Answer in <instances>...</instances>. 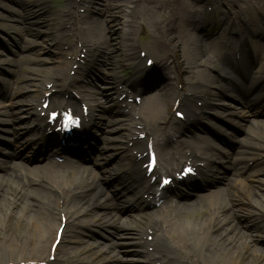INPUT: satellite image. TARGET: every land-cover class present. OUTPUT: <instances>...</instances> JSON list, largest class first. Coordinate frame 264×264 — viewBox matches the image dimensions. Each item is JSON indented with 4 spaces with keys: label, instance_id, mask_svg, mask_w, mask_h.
<instances>
[{
    "label": "bare ground",
    "instance_id": "bare-ground-1",
    "mask_svg": "<svg viewBox=\"0 0 264 264\" xmlns=\"http://www.w3.org/2000/svg\"><path fill=\"white\" fill-rule=\"evenodd\" d=\"M200 1L202 0H68L66 8L57 14L60 36L71 34L75 41L70 40L65 49L60 48L61 55L53 61L54 66L40 71L44 84L35 85L32 90L13 84L14 92L9 94V107L0 111V117H4L0 118L1 129L9 131L4 127L10 121L13 122L12 117L18 113L21 116L17 118L25 116L26 123L31 124V127L25 128V132L30 135L32 132L30 144L39 146L38 151L44 153L43 149L47 150L48 147L41 144L46 139L44 132L48 125L40 113L65 104L82 115L84 130L74 138L79 144L86 141L90 135L89 130L94 129L104 142L99 148L100 153L107 151L105 158H109V151L114 150L111 153H115V160L120 164V168L114 166L115 170L124 172L118 180L126 179L121 182L132 193L136 207L140 209L151 201L161 202L153 212L137 213L133 220L126 219L116 223L121 226L120 229L116 227L115 230H109L110 224H114L115 220L102 212L103 208L112 206L111 202L100 197L103 180L89 171V168L80 166L76 160L68 161L63 166L48 160L31 169L23 168L24 177L14 172L0 174V264H58V259L62 257L70 261L69 264H88L89 260H84L85 257L92 259L91 262L95 264H118V257L114 256L116 250L102 247L104 245L111 248L115 243L124 246L127 252L143 255V264H264L263 253L246 237L247 229L261 231L259 229L264 222L261 221L264 220L263 216L258 214L251 217L250 214L254 213L249 210L242 212L240 216L235 214V210L240 211L259 187L253 182L264 180V166L250 171L244 180L233 179L230 188L222 184L230 177L223 174L224 168L232 170V175H235L245 169L249 160L264 156V120L250 118L254 126L248 129V139L239 143L234 155L226 151L225 159L218 156L206 158L204 155L208 152L198 151L192 137L186 138L194 135V120L206 110L218 106L212 103L217 95L221 94L241 103L234 95L238 91L249 95L245 105L252 101L264 102V42L254 41L256 34L264 40V0L256 3H246L251 0H217L215 2L224 9L219 10L215 22H209L210 19L201 15L203 7ZM80 3V7L84 8L82 13L76 10ZM160 7L165 10L157 13L155 9ZM231 8L236 9L233 18L228 13ZM157 14L159 18H156ZM114 17H120L123 35L118 39L120 35L116 34L117 39L110 42L100 27L112 22ZM90 22H94L97 29L88 33L86 27ZM212 23V33L217 31L218 34L208 38L211 35L208 26ZM248 26H253L254 31L248 28L246 30ZM52 29L44 26V29H37V32H44L42 39H49L48 34ZM227 30L229 33L226 37L224 33ZM113 31L116 28L113 27ZM142 33L157 40L154 47L142 50L148 55L144 64L149 58H152L153 64L149 68H134L125 79L130 92H120L113 86L119 76L111 68L118 64L124 66L129 62L141 63L140 53L136 54L135 50L139 47V36ZM242 34L255 37L247 44H236V37ZM118 46L123 50V61H98L100 55L106 53L105 49L112 50ZM80 53H84L85 58ZM165 56H173L174 62L181 66L183 72L189 73V77L196 80L197 84L188 82L181 76L174 79L168 77L155 93L141 98L138 105L127 103L131 94L135 97L140 95L139 83L145 74L154 71L153 67L155 70H162L165 75L166 71L169 72ZM254 63L257 64L256 69L251 68ZM87 65L93 66L97 71L107 72L97 77V80L106 83L100 93L111 99L117 96L115 107L110 112L98 110L94 104L96 91L89 90L88 94H81L79 99L70 94L75 89L73 83ZM212 65L219 66L217 77L211 76L207 71ZM72 70H75L74 77L68 74ZM108 75L111 76L110 80ZM50 83V89L57 87L62 98L57 99L54 97L56 92L52 93L48 96V108L43 110L40 108V101L44 99V92L50 90L46 86ZM65 95L68 98L65 99ZM123 95L125 96L120 99ZM82 105L87 107L86 115H83ZM118 110L121 116L115 118ZM245 110L232 107L226 112L235 121L238 117L254 118L251 111ZM177 111L185 114L187 123L174 117ZM6 117H10V120ZM116 132L126 139L130 148L123 146L116 149L113 146L117 140L113 136ZM179 132L185 133L183 137H177L174 145L163 149L167 140ZM141 135L144 137L140 138ZM195 138L210 144L207 138L196 135ZM147 142L159 149V168L163 165V170L157 169L149 177L145 176V170L141 168L146 159L143 153ZM69 148L71 147H53L49 154L61 155ZM204 159L207 160L206 165L199 166ZM187 160H191L196 166L202 182L211 184L213 189L196 195L193 190L190 191L193 187V179L190 178L158 192V180L152 183L149 181L151 176L167 172L164 167L174 170ZM181 187L189 189L187 191L193 194L194 199L189 202L176 199L185 193ZM261 210L264 211V207ZM239 217L242 218V223L238 227L236 222L240 221ZM62 218L63 235L52 253L50 248ZM104 228L107 232L109 230V238L106 236L108 242L101 245L97 240L89 241L92 232H99L98 229ZM80 254L82 258L78 257ZM50 255L54 256L52 261L49 259ZM130 262L132 261L124 260L119 263Z\"/></svg>",
    "mask_w": 264,
    "mask_h": 264
},
{
    "label": "rangeland",
    "instance_id": "rangeland-1",
    "mask_svg": "<svg viewBox=\"0 0 264 264\" xmlns=\"http://www.w3.org/2000/svg\"><path fill=\"white\" fill-rule=\"evenodd\" d=\"M68 0H0V111L4 110L5 107L9 104V94L13 93V84L14 86L21 85L22 87H26L32 90L35 85L44 84L42 81L43 75L40 73L43 69L54 66L53 61L60 57V48L65 49L67 46V42L70 40H73L74 37L71 34L66 35V37L60 36L59 29L57 27V18L62 10L66 8ZM217 0H209V1H200V4L204 6V9H211L212 10V20H215L216 17H218L219 14V8L221 7L218 2H215ZM263 0H251V2L246 3H256L261 2ZM219 5V6H218ZM241 6V5H240ZM244 6V5H243ZM245 7V6H244ZM216 8H218L216 10ZM224 9V8H221ZM77 12L83 11V8L79 6L76 7ZM165 10L164 7H160L155 9L157 13L162 12ZM216 11V12H215ZM229 13V12H228ZM236 14V9L233 10L231 8L230 15L234 16ZM214 16V17H213ZM41 20H37V19ZM156 18H159V14L156 15ZM60 19V18H59ZM120 17L112 19V22L108 23H102L103 27L101 25V29L106 37L109 38V41L111 42L113 39H118L123 35V27L120 22ZM44 21V22H43ZM44 25H43V23ZM112 23V26H111ZM44 26H47L48 28H53L51 33H49V39L45 38L42 39V36L44 35V32L39 33L37 32V29H44ZM113 27L116 28V31H113ZM99 28V27H98ZM214 26L212 25L209 27L208 32L211 33V35L208 38H212L217 36L218 32L213 31ZM96 25L94 22H90L86 30L88 33H91V31H95ZM98 31V30H97ZM116 34H118L116 36ZM125 34V31H124ZM228 30L225 32L224 36H228ZM137 37V36H136ZM91 39V38H90ZM258 41L264 42L263 38H256ZM240 40L242 43L244 41V37L237 38L235 41ZM139 47L136 48L135 52L138 54V52L145 48H152L157 44V40L149 35L142 33L139 36ZM121 46V45H120ZM120 46L115 47L112 50H106L105 54H101V57L98 59V61L103 60H110L115 63H118L120 61H123V50L120 48ZM83 55V53H80ZM167 59L166 65L169 67V72L166 71L163 73L162 70H155V75L150 80H144L141 82V90L139 97H134L133 94L130 95V97L127 99L128 103L133 104L135 101L136 104L139 103L141 98L145 96H150L153 93L157 91L159 86L164 83L168 77L174 79L175 76H181L186 78V81L192 82L193 84H197V81L193 78L189 77V73L183 72L181 69V66L174 62L173 56H165ZM97 58V57H96ZM144 60V59H143ZM95 64V61H93V65ZM143 61H141L140 65H136V63H125L124 66H120L118 64L115 67H112L111 71L116 72L117 76H119L118 79H116L114 83V87L119 91L126 90V85H124V80L129 77V73L132 71L133 68H140L143 66ZM254 68H257V64L254 65ZM102 69V68H101ZM218 65L216 67H210L208 68V73L212 76H216L217 74ZM160 73H157V72ZM71 73V72H70ZM73 73V71H72ZM104 73H107L105 70L97 71L94 69L93 66L87 67L85 69V72L78 77V80L76 83H73L74 87L82 86L84 90H78L74 89L72 90V93L79 98L80 94H86L89 90H98L99 88L102 89L104 86L103 81L97 80V77L104 75ZM71 75V74H70ZM73 76V74L71 75ZM110 80L111 76H107ZM28 81H31L27 84ZM86 83V84H85ZM11 85V86H10ZM80 92V93H79ZM115 98V97H114ZM113 98V99H114ZM137 98V100H136ZM111 99L103 94H100L99 91L96 94V106H98L100 109L103 108L105 110L108 109L106 104ZM201 103V102H200ZM213 105H218L217 107L211 108L206 110L202 115H200V118L196 119V125L193 130L194 135L197 137L202 136L203 138H207L210 141H212L213 145L217 148L216 152H220V156L222 157L223 153L225 151H228L231 153V155H234L236 153V149L238 148L239 143H242V140H247L246 136H248V129L251 126H254L251 124L250 118L254 119L253 117L248 118H238V121L234 122L230 117H227V109H232V106L237 107L235 103H233V100L228 99L224 95H217L216 98L212 100ZM219 104L221 106H219ZM5 106V107H4ZM123 108V107H122ZM258 109H262V105H257ZM128 108L125 109L127 111ZM21 115V114H19ZM115 118L120 117L119 110L115 113ZM3 117V116H1ZM24 117V116H23ZM257 118L259 120H264V108L263 110L257 115ZM187 120V119H186ZM185 120V121H186ZM184 121V122H185ZM224 122H231V129L227 127V125ZM18 124L22 125L23 122L20 121ZM23 126V125H22ZM207 128V131L206 129ZM214 133H213V132ZM185 134V133H183ZM183 134H178L172 137L170 140H168V144H166V147H169L170 144H175V141L177 137H183ZM114 137H117V140H115V143H113V146L116 147V149H120V147H123L124 144L126 145L127 141L124 139L118 132L116 134H113ZM193 137V136H191ZM188 138V137H187ZM196 146L195 148L198 151H210L214 153L213 147L211 145L207 144L206 142L198 141L195 137L192 140ZM108 146H111L108 144ZM7 147H10V151L15 149L14 141L11 135H5L0 133V153L2 150H6ZM94 149V148H93ZM122 149V148H121ZM21 151L20 154L10 153L5 154L2 158L6 161L8 165L18 164V163H24L27 165V167H33L37 164H41L43 161H38L35 156L32 154L26 156L25 153H23V150H17ZM110 152H113V150H110ZM108 153V154H109ZM158 156V151H156ZM22 154H24V161H22ZM94 158L98 161L103 162L104 155L98 154V150L96 148V151L94 149L93 153ZM219 155V154H218ZM115 153H111L110 155V162L107 164V168L103 170L102 172L97 168L94 162H86L84 163V166H87L91 171L97 174V176H101L104 180L110 178V176H114L112 164L115 162ZM264 166V156H258L256 159H254L253 162H249V165L245 167L244 171L241 173H237L235 175H232V170H229L227 168H224L223 174L228 175L230 177H227L228 180L224 181L225 185H228L229 188L232 184L233 179L237 180H244L247 176V174L250 171H254L257 169V167ZM6 170H4L3 167L0 166V174H5ZM263 178V177H262ZM264 179V178H263ZM247 180V179H246ZM255 186L259 185L258 188L255 189L256 192L252 193V195L248 198V201L246 202L245 206L238 211L237 207H235L237 210H235V214L240 216L243 214L242 212H247V210L252 211L254 214H250L251 217H254L258 214H261L264 219V211L261 210L264 207V180L261 182H253ZM203 184V183H202ZM217 184V186L222 185ZM209 186L202 185V187L195 190L194 193L196 194H204L207 193L209 190L213 189L214 187L211 184H208ZM227 187V186H226ZM118 188H121V186H118ZM108 188H103V192L100 194V197L103 199L109 200L110 197L107 195L111 193V191H107ZM256 193V194H255ZM225 194V193H224ZM223 194V195H224ZM244 199L246 198L244 194H241ZM108 197V198H106ZM125 199V198H124ZM182 201H191L194 199V196L192 193L188 195H184L181 197ZM245 203V202H244ZM125 207L128 206L124 203ZM19 209V208H17ZM16 209V210H17ZM153 212V207L148 205L143 208V213H149V211ZM95 211H98L97 209ZM138 210L134 209H122L121 206L117 210L111 211L103 210L102 212H105V215H108L110 219L115 220V223L112 225L110 224V229L113 230L115 228L116 223H120L121 220L135 219V215L133 213H137ZM148 211V212H147ZM114 212V213H113ZM240 218V221L236 224L239 227V224L242 223V218ZM264 221V220H261ZM90 226V225H89ZM120 226V225H116ZM91 226L90 228H93ZM244 226H240V228H243ZM99 232H93L91 234V237L89 238V241L97 240L101 243L108 242L107 238H109V230L108 232L106 228L98 229ZM261 231H257L254 228H250L246 230V237L248 240H252L254 243V247L259 250L264 255V222L260 224ZM104 234L105 236H101V234ZM106 236H108L106 238ZM105 237V238H103ZM66 244V243H64ZM115 243L114 246L111 248H108L106 246H102L104 249L107 250H116L114 253L115 257H118V264L121 261H128L132 260L133 264H143L144 262V256L139 254H132V252L125 251V248L122 247L120 244ZM102 245V244H101ZM82 257V254H80ZM86 259V257H85ZM89 262L91 259H87ZM65 262V261H63ZM95 264V263H90Z\"/></svg>",
    "mask_w": 264,
    "mask_h": 264
},
{
    "label": "snow or ice",
    "instance_id": "snow-or-ice-1",
    "mask_svg": "<svg viewBox=\"0 0 264 264\" xmlns=\"http://www.w3.org/2000/svg\"><path fill=\"white\" fill-rule=\"evenodd\" d=\"M149 63H151V61H149ZM53 116L56 115L55 112L52 113ZM66 120H70V117H67L66 116ZM153 163H154V158H153V161L149 163V165L147 166L149 170H151L152 166H153ZM164 183L167 184L168 183V180H164Z\"/></svg>",
    "mask_w": 264,
    "mask_h": 264
}]
</instances>
